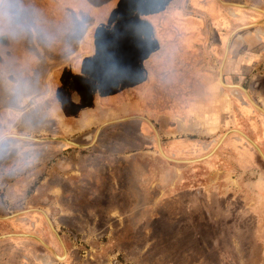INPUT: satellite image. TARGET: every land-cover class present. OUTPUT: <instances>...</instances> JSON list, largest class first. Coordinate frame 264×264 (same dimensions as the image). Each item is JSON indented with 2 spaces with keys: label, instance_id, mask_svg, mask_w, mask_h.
<instances>
[{
  "label": "rangeland",
  "instance_id": "1",
  "mask_svg": "<svg viewBox=\"0 0 264 264\" xmlns=\"http://www.w3.org/2000/svg\"><path fill=\"white\" fill-rule=\"evenodd\" d=\"M59 1L46 15L39 0L37 7L45 11L35 22L40 42L51 44L43 45L44 52L52 56L64 48L71 58L65 61L63 53L58 58L68 63L60 77L56 63L40 73L46 82L32 88L10 89L8 83L0 137H60L87 146L102 124L143 116L158 128L161 143L173 141L176 135L160 134V128L166 123L171 129L178 119L177 93L190 92L191 86L200 92L197 77L209 72L214 76L207 82L219 83L231 32L264 19L259 11L218 0H132L102 17L87 7L83 12L85 0ZM222 1L264 10V0ZM15 26L0 16V29L6 28L0 36L9 37L10 50L18 54L13 61L25 68L36 50L24 47ZM233 46V58L243 62L238 68L223 66L222 80L244 88L264 110V23L235 33ZM227 56L232 57L229 51ZM0 57H6L1 47ZM166 61L179 63L186 73L172 79V98H160L161 85L153 83ZM192 69L199 72L188 77ZM219 86L231 112L230 130L249 134L264 154V114L240 89ZM225 132L218 131L216 141ZM228 136L227 154L221 148L210 164L194 166L165 160L140 119L105 126L87 148L3 139L0 216L34 210L0 220V236L33 235L61 260L36 239L14 236L0 239V264H264V163L241 135ZM36 210L46 213L59 238Z\"/></svg>",
  "mask_w": 264,
  "mask_h": 264
},
{
  "label": "crops",
  "instance_id": "2",
  "mask_svg": "<svg viewBox=\"0 0 264 264\" xmlns=\"http://www.w3.org/2000/svg\"><path fill=\"white\" fill-rule=\"evenodd\" d=\"M24 1L25 0H0V14H4L0 16L7 17V25L10 27H12V25H16L15 27L19 29V32L23 33L24 38L22 39V42H25L24 45H26L24 47H27L28 49L31 45L36 50V52H33L32 57H29V60H26L28 65L25 64V68H20L18 64H15V62L13 61L14 58L17 59L18 54L11 51L13 46L9 42V37H7V35L0 36V47L3 48L4 52L6 53L5 58L0 57V66H2V69L0 68V104H3L1 100H8L10 98L7 94V89L9 88L8 83L12 85H10V89H13L15 85L17 86L19 84H26L28 86L30 85L32 88L33 85L40 84L42 80L46 82V79H43L44 75L40 77L41 68L45 69V67H52V64L56 63H58L57 68H62L64 67V65L68 64L65 61L71 58L69 51H65L64 48H61V51L53 53L52 56L49 53L44 52L45 50L43 48V45L48 44L50 46L51 44L49 42L47 43V41L46 44H44V42H40L39 35H42V30L36 25L35 22L36 15H43L45 10L48 11L46 15L53 14L54 12L52 6L54 5V3H57L59 7V4L61 2L59 0H42L43 5L45 6V10L42 11L36 5L38 4L39 0H30L32 6L30 5L28 7L25 6ZM127 1L129 0H109L108 3L104 5V0H85L86 5L83 8V12L86 13L87 9H90L95 13L94 15H101L100 17H102L105 11H107L109 8L118 6L119 3L129 4V2ZM10 4H12V6H10ZM62 6L65 7V5ZM50 8L52 10H50ZM3 10L4 12H2ZM73 10L74 12H76V15H83L82 11L79 12V10L75 8ZM0 30L6 31V28L2 27ZM54 43L57 42L55 41ZM66 47L70 48L69 46ZM235 48L236 47L234 46L230 48L229 53L232 57L227 56L224 66H228L230 68H238L240 66L239 63L243 62L240 59L236 61V59L233 58L234 54L237 51ZM62 53L63 56H65V61L63 64L61 63L64 60L63 58L58 60V58L62 57ZM182 68L183 67L180 66L179 63L173 65L172 63L169 64L166 61L164 65H160V68L155 71V79L153 83H158L161 85L160 91H157L160 95V98H172L175 96L174 92H172V88H174V86H171L174 83L172 79H178L179 77H181V75L183 78V76L186 75L184 70H181ZM198 72L195 73V71H193L192 69V73H189L188 77H194V74H197ZM158 73H161V75H157ZM208 75L214 76V74L209 72V74H204L197 77L199 79H202L201 81L203 86L200 89V92H194L193 87L191 86L189 87L190 92H182L183 94L187 93V95L184 94L185 96L183 97H181L180 95L175 96L174 99L179 101L177 108L178 112L176 114L178 116V119L174 121V124H171V129H167L168 124H164L163 122L160 128V134L165 132L167 136L176 135L173 141H170L171 139H169L166 141V143H161L162 150L166 157L167 155L170 157L177 156L179 158L182 157L184 160H195L203 158L209 155L217 146L219 141H221L223 135L220 136L216 141V133L223 130L228 131L230 130L231 125H233V120L229 116L231 113L229 112L230 109L226 105V93L224 91H221L217 80H215L214 84H209L207 82ZM157 76L159 79L158 81H155L157 79ZM229 77L231 78V76ZM179 81L180 80H177V82ZM183 87H187V85H183ZM188 93L190 95H188ZM13 95L18 96L16 94ZM16 98L17 97H15V99ZM179 106H181V110ZM147 125L148 128L152 130L150 125ZM164 125H166V129ZM154 127L157 132H159L158 128L155 125ZM139 135L140 138L147 139L145 137V134L139 133ZM229 137L231 136L225 138L217 148V150L208 158L195 163H185L183 164V166H194L196 164L205 163L210 164L212 162H210V160L215 157L217 151H219V149L221 148H223L222 151H225V153L227 154L226 149L230 145ZM229 154L231 155V153Z\"/></svg>",
  "mask_w": 264,
  "mask_h": 264
},
{
  "label": "water",
  "instance_id": "3",
  "mask_svg": "<svg viewBox=\"0 0 264 264\" xmlns=\"http://www.w3.org/2000/svg\"><path fill=\"white\" fill-rule=\"evenodd\" d=\"M218 2H220L222 5H225V6H231V7H239V8H245V9H252V10H256V11H259L261 12L262 14H264V10H261V9H258L256 7H252V6H248V5H241V4H235V3H228V2H224L222 0H218ZM264 23V19L262 21H259V22H256V23H253V24H250V25H246V26H242V27H239L237 29H235L234 31L231 32V34L229 35L228 37V40L226 42V45H225V48H224V53H223V57H222V61H221V65H220V68H219V75H218V79H219V83L220 85H222V70H223V66L225 64V60L227 58V54H228V51H229V48H230V43H231V40L233 38V36L235 35V33H237L238 31L240 30H243V29H247L249 27H253V26H259V25H262ZM227 86V85H226ZM227 87H231V88H237V89H240L244 95L246 96L247 100L249 101V103L254 107L256 108L257 110H259L261 113L264 114V110L258 106L252 99L251 97L249 96L248 92L242 88L241 86H237V85H228ZM135 119H140V120H143L145 121L147 124L150 125V127L152 128L153 132H154V135L156 137V143H157V149H158V152L159 154L167 161H171L173 163H195V162H198V161H201L203 159H206L208 158L210 155H212L216 150L217 148L220 146V144L222 143V141L231 133H237L239 135H241L244 139H246L252 146L253 148H255V150L257 151L258 155L260 156L261 160L263 161L264 163V154L262 153V151L259 149V147L251 140L249 139L245 134L241 133L239 130H235V129H232V130H228L227 132H225L223 134V137L221 139V141H219V143L217 144V146L214 148V150L207 156L203 157V158H200V159H195V160H170L169 158H166L165 156H163V150H162V147H161V142H160V137L158 135V132L157 130L155 129L153 123L147 119L146 117H143V116H129V117H123V118H120V119H117V120H112V121H109L101 126H99L96 130V133L94 135V140L91 142L90 145H87V146H84V145H78L76 143H73L67 139H64V138H60V137H48V138H34V137H28V136H22V135H13V134H7V135H3L2 137H0V142L5 139V138H16V139H24V140H29V141H34V142H45V141H52V140H58V141H62L68 145H71V146H74V147H78V148H87V147H90L96 140L98 134L100 133V131L105 127V126H108V125H112V124H117V123H121V122H125V121H130V120H135ZM34 209H29V210H25V211H22V212H18V213H15V214H12L10 216H0V220H7L9 218H12V217H15L19 214H22L24 212H29V211H32ZM36 211H39L44 217L45 219L47 220L51 230L55 233V235L59 238V236L56 234V231L55 229L53 228L49 218L47 217L46 213L43 212L42 210H36ZM14 236H22V237H31V238H34L36 239L41 245H43L45 248H47L53 255L54 257L58 259V256L52 252V250L46 245L44 244L39 238L33 236V235H28V234H7V235H1L0 236V239H4V238H8V237H14Z\"/></svg>",
  "mask_w": 264,
  "mask_h": 264
},
{
  "label": "flooded vegetation",
  "instance_id": "4",
  "mask_svg": "<svg viewBox=\"0 0 264 264\" xmlns=\"http://www.w3.org/2000/svg\"><path fill=\"white\" fill-rule=\"evenodd\" d=\"M129 1H131L132 2V0H129ZM107 4V3H106ZM129 7H130V5H128ZM105 13H106V11H105ZM104 13V14H105ZM103 14V15H104ZM58 69V71H57V75H59V77L61 76V74H62V71H60V70H62V69H60V68H57ZM42 68H41V71H40V73L42 72ZM55 72V71H54ZM54 74V73H53ZM54 76V75H53ZM188 87H189V84L187 85ZM184 94H187V93H184ZM183 93H178V96L180 95L181 97H183V96H185ZM188 95H190V94H188ZM186 97H188V96H186ZM181 105V104H180ZM180 107V110H181V106H179ZM244 134H247L246 132L244 133ZM247 135H249V134H247ZM261 147V146H260Z\"/></svg>",
  "mask_w": 264,
  "mask_h": 264
},
{
  "label": "bare ground",
  "instance_id": "5",
  "mask_svg": "<svg viewBox=\"0 0 264 264\" xmlns=\"http://www.w3.org/2000/svg\"><path fill=\"white\" fill-rule=\"evenodd\" d=\"M222 85H223L224 87H227L223 82H222ZM229 88H231V87H229ZM116 120H117V119H116ZM108 122H109V121H108ZM106 123H107V122H106ZM104 124H105V123H104ZM102 125H103V124H102ZM163 156H165L164 153H163ZM165 157H166V156H165ZM166 158H168V157H166ZM170 160H172V159H170ZM58 259L61 260L60 257H58Z\"/></svg>",
  "mask_w": 264,
  "mask_h": 264
}]
</instances>
